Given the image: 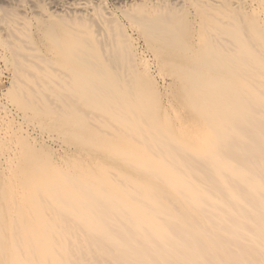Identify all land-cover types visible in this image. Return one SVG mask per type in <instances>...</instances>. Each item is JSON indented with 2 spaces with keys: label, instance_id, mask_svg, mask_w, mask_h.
<instances>
[{
  "label": "bare ground",
  "instance_id": "1",
  "mask_svg": "<svg viewBox=\"0 0 264 264\" xmlns=\"http://www.w3.org/2000/svg\"><path fill=\"white\" fill-rule=\"evenodd\" d=\"M0 264H264V0H0Z\"/></svg>",
  "mask_w": 264,
  "mask_h": 264
}]
</instances>
